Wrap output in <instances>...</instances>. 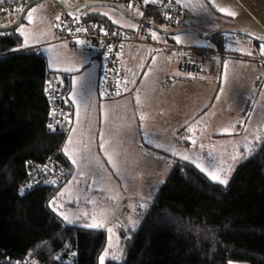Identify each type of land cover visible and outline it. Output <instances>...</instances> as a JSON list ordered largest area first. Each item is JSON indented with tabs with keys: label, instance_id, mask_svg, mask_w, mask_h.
Masks as SVG:
<instances>
[{
	"label": "rangeland",
	"instance_id": "374dc122",
	"mask_svg": "<svg viewBox=\"0 0 264 264\" xmlns=\"http://www.w3.org/2000/svg\"><path fill=\"white\" fill-rule=\"evenodd\" d=\"M65 1L74 4L79 0ZM179 1L182 7L190 3L197 9L200 23H196V28L201 32L235 28L264 37V0ZM127 7L140 16L141 8L137 3L127 4ZM19 9L2 14L0 25L11 23ZM62 11L53 0H40L26 11L14 31L21 36L22 47L41 50L48 69L68 73L70 97L72 101L73 96L80 99L83 112L78 127L84 122V132H74L76 119L73 118L64 151L74 169L52 199L51 209L63 214L66 220L79 219L89 227L105 228L106 245L98 258V264H103L117 249V227L136 225L175 158L187 157L185 160L211 179L216 176L214 181L220 182L227 181L237 163L252 154L264 134V42L237 33H224V49L208 60L207 65L200 66L195 74L187 75L178 70L176 60L179 51L188 46L183 41L192 37L208 44L209 40L191 31L166 35L149 29L148 32L163 42L151 47L152 54H162L161 50L168 53L138 60L139 66L144 67L139 71L142 76L134 82L132 92H139L136 90L148 78L165 76L172 79L170 88L175 89L169 104L171 115L146 125L140 103L130 95L132 92L122 93L125 89L122 83L119 86L122 94L115 99L104 101L98 96L95 81L102 67L100 59L94 57L91 63V52L82 43L72 46L56 41L52 24ZM87 12L105 14L121 28L133 29L137 25L119 10L103 5L82 7L70 14L80 17ZM160 26L168 28L170 25L162 22ZM167 36L177 40L172 49L162 47L172 46ZM124 50L125 47L121 58ZM135 52L132 50L133 54ZM247 54L252 56H244ZM170 57L171 66L168 65ZM217 60L222 62L221 68ZM75 67H79V72L73 70ZM218 74L227 81L222 77L214 79ZM181 126L183 129H178ZM115 138H120L121 143L113 141ZM230 264L247 263L231 261Z\"/></svg>",
	"mask_w": 264,
	"mask_h": 264
},
{
	"label": "trees",
	"instance_id": "16d2710c",
	"mask_svg": "<svg viewBox=\"0 0 264 264\" xmlns=\"http://www.w3.org/2000/svg\"><path fill=\"white\" fill-rule=\"evenodd\" d=\"M135 1L142 8L147 0ZM80 18L119 27L99 12ZM146 20L164 22L153 9ZM12 31L0 33V264H98L107 240L105 228L66 220L51 209L73 165L64 151L71 123L51 129L47 94L52 77L63 74L62 96L72 112L67 73L49 71L41 50L22 47L21 36ZM223 35L209 39L211 51L195 48V56L206 53V60L208 54H219L226 43ZM85 47L101 61L99 50ZM51 159L65 166V180L58 186L31 184L39 178L37 168ZM22 185L29 186L23 191ZM117 235V249L103 264H264V134L226 183L175 158L136 225L117 227Z\"/></svg>",
	"mask_w": 264,
	"mask_h": 264
},
{
	"label": "built area",
	"instance_id": "2783aa9c",
	"mask_svg": "<svg viewBox=\"0 0 264 264\" xmlns=\"http://www.w3.org/2000/svg\"><path fill=\"white\" fill-rule=\"evenodd\" d=\"M26 1L2 0L0 2V16L6 12L17 10ZM109 1L124 4L126 7L127 4H135L136 2L135 0ZM152 9L161 14L167 25L180 24L186 19L184 8L175 0H159L155 4L147 0L141 8L139 16L141 22H137L136 27L133 29L109 28L107 25L99 22H89L77 15H71L66 11H62L53 21L52 30L56 35L57 41L79 42L95 50H99L98 52L102 55V67L97 88L103 97L113 98L121 92L119 84L124 76L121 58L122 48L140 45L145 42L142 37V20H146V15ZM205 56L206 53L199 56L187 55L180 57L177 61V68L182 73L191 75L195 73L197 64L205 60ZM62 85V74H57L50 80V90L47 94V100L51 104L49 125L52 130L60 126H66L71 121V113L67 110L66 106L67 101L62 96ZM36 172L39 178L34 179L35 181L31 184L39 183L58 186L65 180L68 174L65 166L54 159L39 166ZM28 186L22 185L21 190L25 191Z\"/></svg>",
	"mask_w": 264,
	"mask_h": 264
},
{
	"label": "crops",
	"instance_id": "0c3cea01",
	"mask_svg": "<svg viewBox=\"0 0 264 264\" xmlns=\"http://www.w3.org/2000/svg\"><path fill=\"white\" fill-rule=\"evenodd\" d=\"M177 2L179 4H181L179 0H177ZM188 4H189V6H187V5L185 7L183 6L185 8V11H186V19H185V21L182 24L192 25V26L197 27L198 25H196V23L199 22L198 18H197V13H196L197 9L192 7L190 3H188ZM214 26H216V25H214ZM237 26L240 27V25H237ZM127 28H131V27H127ZM143 34H144V36H142V37L145 40L144 43H141L137 47H133V46L125 47V50L123 52L122 70H123L124 76H123V80H122V82H120V84L122 83L124 85L125 89H122V93H123V91L124 92L127 91L128 93H130L132 91H135L134 82L137 81V80H140V77L142 75H139V71H140V69H142L144 67L143 66L141 68L139 66V64H138V60L140 58L147 57L148 59H150V58L154 57V55L162 56L163 53L164 54L168 53V52H164L163 50H161L162 54L160 52H155V53L152 54L153 50H152L151 47L155 46L156 43H158L160 45L163 42L160 41V40L158 41L157 38L154 35H152L150 32H148V31L144 32ZM197 37H200V36H197ZM187 38H188V40L187 41H183V42L188 43V46L185 49H183L182 51H179V53L176 56V60L179 59L180 57L185 56V55H194L195 56L196 55V51H198V50H195V48H197V49H205V50H208L206 48H209V45H210V40L209 39L210 38L208 39L209 40L208 44L206 42H204V41L199 40L198 38H192V37L191 38L187 37ZM171 40H172V42H170V43L175 45L176 44L175 41H177V40L175 38H171ZM58 42H60V41H58ZM245 43L250 48H253V46H251V44H248V42H245ZM72 44L73 43H70V45H72ZM225 46H226V43H225ZM26 47H33V46H26ZM173 47H171V49ZM167 49H169V48H167ZM132 50H136V52H135L136 56L135 57H134L135 54L132 53ZM90 52L91 53H89V56H90V62L91 63H93V58L94 57L100 59L95 54V52H93L92 50H90ZM214 56L215 55H209L208 54V56H207V58H206V60H205V62L203 64L208 62V60L210 61V59L213 58ZM244 56H252V55H248L247 54V55H244ZM172 60H173L172 57H170L169 60H168V65L169 66L172 65ZM88 64H89V62L86 63V65H88ZM217 64H219L220 68L223 66L222 62H220L219 60H217ZM81 68H83V67H81ZM99 68H100V65L98 66L97 74L99 73ZM48 70L51 71V72H54V71H52L50 69H48ZM73 70H76V72H79V67H75V69H73ZM73 70H71L70 72L74 74ZM63 72L65 73V71H63ZM260 76H258V77H260ZM97 77H98V75H97ZM221 77H222V75L218 74V76H215L214 79H216V78L219 79ZM69 80H70V76H69ZM222 80L223 81H227V79H225L223 77H222ZM171 81H172V79L169 80L167 76H165L163 79H158L156 77L148 78L147 80H145L144 82L141 83V85H140L141 88H138L136 90V91H139V92H137V93L132 92L130 94L131 96L136 97L137 101L140 103L139 105L142 107V115L144 116L145 120H147L146 125H148V123L150 125H152L153 121H156L157 119H160L164 115L165 116L166 115H171V112L169 110V107H170L169 104H170V101H172V99H173L172 90L175 89V87L170 88L171 87ZM251 82H253V79H251ZM97 83H98V78L95 81L96 92H97ZM163 84L167 85L168 87L164 86ZM166 88H169V89L168 90H164ZM120 93L118 95H120ZM97 94H98V92H97ZM98 96L100 97L99 94H98ZM115 98H112V99H115ZM101 99H103L104 101L110 100V99H104V98H101ZM68 100H69V103H70L71 109H72V112H70L71 113V121H70L71 128L70 129H72L73 118H75L76 120H75V123H74V125H75L74 126V132L78 131V133H83L84 132L85 123L82 122L81 126L78 127L79 126L78 121L81 119L82 112H83L80 99H78V98L73 96V101H74L73 102L71 97H70V91H69L68 92ZM100 107H101V105H100ZM137 122H138V125L141 124V122H139V121H137ZM163 123L164 122H162V125H163ZM144 124L145 123H143V125ZM82 126H83V128H81ZM183 126H181V128L179 127L178 129H183ZM171 129L172 128H170V130ZM143 131H144V129H143ZM69 132H70V130H69ZM68 137H69V134H68ZM114 140L118 144H120L121 141H122V140H120V138H115V139H113V141ZM69 159H70V157H69ZM70 161H71V159H70ZM71 163H72L73 169H74V164H73V162H71ZM73 169H72V171H73Z\"/></svg>",
	"mask_w": 264,
	"mask_h": 264
},
{
	"label": "water",
	"instance_id": "95a60500",
	"mask_svg": "<svg viewBox=\"0 0 264 264\" xmlns=\"http://www.w3.org/2000/svg\"><path fill=\"white\" fill-rule=\"evenodd\" d=\"M40 0H30L28 1L20 10L19 14L15 17V19L7 24V25H0V32L4 31H9L13 30L17 27V25L21 22V20L24 17V14L26 11L33 6L34 4L38 3ZM56 2L63 10L67 12H76L78 9L90 5H103V6H109L113 7L117 10H119L123 15L135 20L136 22H141V18L134 14L130 9H128L124 4L118 3V2H113L109 0H80L74 4H69L65 0H53ZM142 25L152 28L162 34L166 35H172L176 33H181L184 31H191L196 33L198 36L209 39L219 33H237L241 35H245L247 37H250L251 39L258 41V42H264V37L261 36H255L248 31H244L241 29H235V28H221L218 30H214L212 32H201L198 30L195 26L192 25H185L181 27H176V28H165L160 26L158 23L151 22L148 20H142Z\"/></svg>",
	"mask_w": 264,
	"mask_h": 264
},
{
	"label": "bare ground",
	"instance_id": "6f19581e",
	"mask_svg": "<svg viewBox=\"0 0 264 264\" xmlns=\"http://www.w3.org/2000/svg\"><path fill=\"white\" fill-rule=\"evenodd\" d=\"M2 1V0H1ZM0 1V2H1ZM30 1V0H29ZM27 2H25L21 7H20V9L26 4ZM19 9V8H18ZM19 9V10H20ZM63 11H65V10H63ZM67 12V11H66ZM68 13H70V12H68ZM4 32H6V33H12L13 31L12 30H9V31H4ZM60 42H63V41H60ZM70 43H72V42H70ZM75 43H77V42H75ZM57 75V74H56ZM63 75V74H62ZM98 80H99V77H98ZM122 80H123V78H122ZM122 80L120 81V82H122ZM63 82H64V75H63ZM97 85H98V83H97ZM66 101H67V99H66Z\"/></svg>",
	"mask_w": 264,
	"mask_h": 264
},
{
	"label": "snow or ice",
	"instance_id": "6c2138e0",
	"mask_svg": "<svg viewBox=\"0 0 264 264\" xmlns=\"http://www.w3.org/2000/svg\"><path fill=\"white\" fill-rule=\"evenodd\" d=\"M185 159H187V157H185ZM212 179H213V180H216L217 177H216V176H213ZM220 182H221V183H226V181H220Z\"/></svg>",
	"mask_w": 264,
	"mask_h": 264
}]
</instances>
